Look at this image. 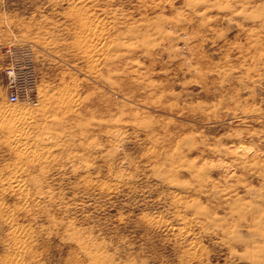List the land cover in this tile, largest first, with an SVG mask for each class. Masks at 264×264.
Wrapping results in <instances>:
<instances>
[{
    "label": "rangeland",
    "instance_id": "374dc122",
    "mask_svg": "<svg viewBox=\"0 0 264 264\" xmlns=\"http://www.w3.org/2000/svg\"><path fill=\"white\" fill-rule=\"evenodd\" d=\"M0 264H264V0H0Z\"/></svg>",
    "mask_w": 264,
    "mask_h": 264
},
{
    "label": "built area",
    "instance_id": "2783aa9c",
    "mask_svg": "<svg viewBox=\"0 0 264 264\" xmlns=\"http://www.w3.org/2000/svg\"><path fill=\"white\" fill-rule=\"evenodd\" d=\"M9 100L11 103H17L19 101V96L16 92H12L9 96Z\"/></svg>",
    "mask_w": 264,
    "mask_h": 264
}]
</instances>
